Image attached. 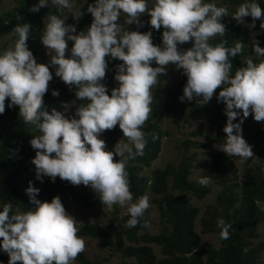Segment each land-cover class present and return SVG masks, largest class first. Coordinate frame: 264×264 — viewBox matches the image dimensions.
Listing matches in <instances>:
<instances>
[{
	"label": "clouds",
	"instance_id": "obj_1",
	"mask_svg": "<svg viewBox=\"0 0 264 264\" xmlns=\"http://www.w3.org/2000/svg\"><path fill=\"white\" fill-rule=\"evenodd\" d=\"M87 1L84 7L93 20L79 33L71 21L65 23V17L56 14L45 17L41 43L54 53L50 55L49 63L48 59L44 63L38 62L28 47L30 25L14 27L18 35L14 47L0 52V114L5 112L8 99V107L19 106L23 121L39 130L40 134L30 141L36 150L32 163L38 180L43 182L46 176L55 182L59 177L74 186H90L99 196V206L111 209L119 204L127 207L130 216L127 227L131 228L144 217L150 203L146 194L133 202L126 165L129 160L142 156L148 143L142 126L151 112V89L158 77L166 73L170 64L183 70L187 82L179 99L181 102L188 100L191 106L187 120L193 114L194 97L199 109L194 118L204 114L205 105L211 99L217 97L218 102H223L227 116L223 128L226 136L218 148L229 157L248 159L254 153L243 136L246 126L242 127V124L248 116L264 122V47L255 37L251 52L244 40V52L256 59H246L245 65L233 74L229 57L240 54L243 45L236 42L233 47H226L227 41L215 45L209 43L211 38L225 34L226 26L222 23V18L228 15L225 5L218 7L208 0H155L149 8L148 0H95L94 4L86 6ZM50 3L60 12L69 9L76 19L81 16L74 10V0H50ZM48 6L49 0H39L30 10L39 12L40 8ZM145 14L150 16L152 28L159 30L163 26L162 45L153 43L151 31L125 29L135 23L142 25L140 19ZM247 16L248 19L252 17L253 23L245 21ZM262 16L264 9L258 0H243L228 19L255 28V21ZM260 28L264 29V20ZM69 41L73 42L70 50ZM187 42L186 50L178 47ZM69 51L70 55H66ZM117 59L123 62L117 66L114 76L118 87L112 88L109 95L108 87L102 81L108 63ZM49 64L55 67L57 78L70 87L75 86L77 100L87 101L76 107L72 116L55 107L49 110L44 104L43 97L53 79ZM110 70L112 76L114 71ZM216 89L218 94L213 96ZM160 93L159 104L162 102L161 90ZM52 95L59 96V91L54 89ZM154 97L156 103L155 94ZM117 124L127 142L119 141L108 150L110 144L106 147L100 136ZM263 152L264 143L258 147L257 157ZM209 166L200 168L195 178L193 172L191 180L202 186L210 185L211 177L202 176ZM215 187L219 190L217 199L220 185L214 186L210 194L217 190ZM39 191L30 181L26 194L33 207L27 211L13 213L11 203L0 208V248L9 254V264L18 261L23 264H71L85 249V241L77 235L76 219L66 210L59 196L50 202H41L37 198ZM192 198L197 197L191 195ZM209 205L213 204H208L204 211ZM203 215L201 210V217ZM143 226L148 228L150 224L145 220ZM217 227L221 230L220 238L228 239L230 225L219 218ZM157 247L161 254L162 247ZM118 257L120 264L124 258Z\"/></svg>",
	"mask_w": 264,
	"mask_h": 264
},
{
	"label": "trees",
	"instance_id": "obj_2",
	"mask_svg": "<svg viewBox=\"0 0 264 264\" xmlns=\"http://www.w3.org/2000/svg\"><path fill=\"white\" fill-rule=\"evenodd\" d=\"M155 0H148V7L154 5ZM215 2L218 7L226 6L228 15H233L237 6L243 0H208ZM264 9V0H258ZM39 0H16L15 6L0 16V34L10 33L13 39H18L14 27L18 24H29L30 31L27 45L33 52L38 62L44 63L48 59L47 51L41 43L44 20L41 14H56L65 17L63 12L58 11L51 5L40 8L39 12L31 11L34 4ZM95 0H88L86 6L94 4ZM86 14V15H85ZM228 15L222 18L226 30L223 37L217 35L210 39V44H218L227 41L226 47H233L236 42L243 45V50L235 57H229L234 74L237 68L245 65V60L254 57L247 56L244 40L247 36V23H239L235 19H228ZM92 15L82 14L79 19L72 16L70 24L78 27L77 33L86 30L92 23ZM143 23L131 24L125 27L130 31L152 32L153 43L162 45L163 26L159 30L151 27L150 16L145 14ZM253 23V19L249 16ZM264 20L255 21L252 28L256 40L264 47V29L260 24ZM123 63L119 59L108 63L106 77L102 81L108 87L109 95L114 87H118L114 76L117 66ZM109 69L114 71L109 75ZM59 91V96H53V90ZM221 91V88H220ZM75 86L65 84L60 77L56 81L49 82L48 91L43 97L44 104L49 110L55 107L62 111L71 100H76V107L87 101H79L75 96ZM156 103L160 102V90L156 91ZM9 100L5 101V112L0 114V200L12 204V212L17 210L23 212L33 207L26 189L31 181L33 186L39 188L37 198L43 201H51L53 197L59 196L66 210L74 203H84L95 206L100 200L91 193L79 190L83 184L74 186L66 180L44 177L43 182L36 178L35 165L32 158L36 155L30 144L34 136L39 135V130L34 125L26 124L19 115V107H8ZM198 102L194 97L192 101V119L197 115ZM204 114L198 119L202 120V127L209 124L212 131L206 137V142L193 141L191 138L182 140L178 149L181 155L177 164L168 163L163 169L153 171L151 178L142 175L145 165H150L159 157L162 150L163 140L168 132L163 129L154 117H148L142 130L146 133L148 141L144 154L128 161L126 171L130 182V191L134 200L145 195L150 189L153 193L152 202L160 213L159 226L150 225L145 228L144 221H148V211L135 227H127L130 219L128 213L119 215L117 223L109 224L108 228L93 222L82 226L80 235L89 236L105 242L110 249L115 251L116 256L124 259L120 264H259L264 252V242L255 243L260 237L259 228L264 226V152L257 157L259 146L264 143V122L254 120L253 125L243 129V136L252 146L253 156L248 159L240 157H229L219 150V145L225 140L226 133L223 128L227 122L225 104L218 102L217 97L206 103ZM251 114V113H250ZM202 128L199 129V132ZM111 136L123 137L119 124L111 130H105ZM155 136V139H153ZM123 142L127 138L123 137ZM117 142L111 141L108 150H112ZM216 145V146H214ZM212 147V156L208 155L207 163L210 164L202 176L211 177L212 183L202 186L191 180L193 169L198 164L197 154L191 152V148ZM114 159L118 157L114 156ZM221 187L216 203L209 205L201 217V208L192 203L191 195L204 198L210 194L214 186ZM3 205H0L2 208ZM117 213V211H115ZM114 213V215H116ZM223 218L229 228V238H220V229L217 220ZM150 224V222L148 221ZM153 226V227H152ZM109 229H112V233ZM214 234L219 244L203 239L202 235ZM2 241V238H0ZM153 244L162 247L161 256L155 253ZM0 248V264H9L10 257L3 253ZM78 264H100V260L91 259L85 249L71 262ZM16 264H23L18 261Z\"/></svg>",
	"mask_w": 264,
	"mask_h": 264
},
{
	"label": "rangeland",
	"instance_id": "obj_3",
	"mask_svg": "<svg viewBox=\"0 0 264 264\" xmlns=\"http://www.w3.org/2000/svg\"><path fill=\"white\" fill-rule=\"evenodd\" d=\"M16 4V0H0V16H3L8 10L12 9ZM85 0H74V10L77 12V14H84L87 13V8L84 7ZM49 14H41V17L44 20L45 23V17ZM72 11L69 9H65V23L70 22V19L72 18ZM126 18L124 17L123 23L125 22ZM248 16L245 17V21L248 22ZM251 25V24H250ZM251 27L248 28V37L245 39L247 42V45L252 49V41L253 38H255V32ZM17 39H13L10 33H4L0 34V52H3L9 48L14 47L15 42ZM73 42H68V48L71 49ZM188 42L179 45L178 47L182 49H187ZM48 53V61H50V55L54 54L51 52L50 49H46ZM66 55H70V51L66 52ZM255 55V54H254ZM110 57V56H109ZM109 57H106V60H108ZM50 71L53 73V79L49 82H53L57 79V76L55 75V67L51 66L49 64ZM112 74V71L109 72ZM187 82V76L183 73L182 69H177V67L174 64H170L167 66V71L165 74H161L158 77L157 83L153 85L151 91H152V104H151V112L150 116L154 117V121L158 122L159 125L167 130L169 133L167 137L163 140L162 145V151L159 155V157L154 160L150 165H145L142 175L145 178H151L152 173L156 169H163L168 163H178L180 161L181 155L179 153L178 147L182 146L181 142L182 140H185L187 138H192L193 140H199L201 142L205 141V136L207 133L211 132V126L209 124L204 125L202 127V120L198 118H193L192 120H187L186 117L189 115L191 111V106L189 104L188 100H185L184 102L180 101V97L183 95V89ZM160 89L162 92V102L159 105H154L155 103V97L154 94L156 90ZM218 91L216 89L213 96L217 95ZM8 99H6L7 101ZM198 101H200V98H197ZM204 104V103H202ZM67 108H64L63 111L66 115L72 116L76 111V101L71 100L68 104ZM19 107V106H18ZM240 118L238 117L237 120ZM254 119L250 116L244 119V122L242 124V127H245L247 125H251L253 123ZM202 128V132H198L199 129ZM101 139H103L106 143V147L110 144L111 141L114 142H123V137L119 138V136L116 135H109L105 131L100 136ZM216 146V145H214ZM214 146L212 147H201V148H191V152L197 154V161L196 163L199 164L198 167L194 169L193 172H195L194 178L197 176L198 171L200 168L207 167L209 163H207L208 155H211L214 151ZM264 161V160H261ZM200 174V173H199ZM196 181V180H195ZM214 189H217L215 187ZM79 190H83L85 192L94 194L98 199V194L90 187V186H82L79 188ZM219 192V190H214L212 194L206 196L202 200H199L197 198H192V203L199 206L202 210V215L204 213V208L208 204H214L216 195ZM146 195L149 197V203L150 207L147 209L148 211V221L150 222V225L159 226L160 223V213L156 205L152 202L153 193L149 189L146 193ZM135 200H133L134 202ZM0 205H3V201L0 200ZM71 215L74 216L76 219V227L78 229L77 235L81 237L85 241V250L88 254V256L92 259H98L101 261V264H118L120 257L115 255V251L110 249L108 245L102 241H99L97 239L87 237V236H81L79 233V230L82 226L88 223L97 222L104 227L108 228L109 224L117 223L119 219V215H124L127 212V207L120 206L119 204L114 205L111 209H108L106 206L103 205H95V206H88L86 204L82 203H74L72 204L70 210H68ZM117 211V213L115 212ZM116 213V215H114ZM151 227V226H150ZM153 227V226H152ZM259 232L260 237L258 239H255V243L264 242V226H260ZM112 233L114 231L112 229H109ZM203 239L214 242L216 244H219L218 238L214 234H208L203 235ZM153 247L155 248V251L158 256H161L159 248L156 244H153ZM3 253H6L8 256L9 254L3 250H1ZM78 264V263H76ZM264 264V252L261 255L260 263Z\"/></svg>",
	"mask_w": 264,
	"mask_h": 264
}]
</instances>
